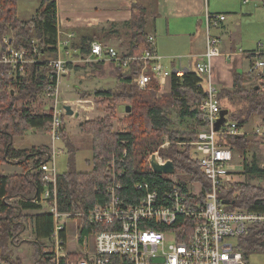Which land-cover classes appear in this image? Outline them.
Returning <instances> with one entry per match:
<instances>
[{
  "label": "trees",
  "instance_id": "1",
  "mask_svg": "<svg viewBox=\"0 0 264 264\" xmlns=\"http://www.w3.org/2000/svg\"><path fill=\"white\" fill-rule=\"evenodd\" d=\"M5 36L13 37L16 48L26 49H31L32 42L37 39L39 53L36 57L39 61L28 64L25 77L16 81L9 78L0 66V167L6 163H17L22 167L21 173L4 175L0 172V264H54L50 250L44 249L43 243L48 240L53 248L54 216L42 210L45 206L40 202L49 186L42 171V165L49 160V147L42 145L21 149L13 144V140L32 128L48 133L51 126L50 112H34L30 103L51 85L50 75L54 69L48 65V61L58 54L57 1L41 0L34 16L22 19L18 14V0H0L1 49L5 48L2 41ZM149 36L148 10L134 2L129 21L112 23L110 28L88 30L79 37L78 43L71 46L78 50L75 55L85 58L90 55L94 41L107 45L106 41L117 38L123 39L120 46L126 47V55L140 57L151 49ZM102 64L94 66L102 70ZM142 64L140 59L132 61L127 67L109 62V73L114 76L116 85L95 92V103L102 106L107 115L80 124L81 130L91 137L92 157L88 161L93 167L89 172L77 171L73 159L66 172H59L60 208L82 214L81 236L108 228L89 225L86 214L95 204L107 200L110 165L114 166L117 181L122 184L121 195L134 194L135 184L143 179L156 181V187L160 189L170 184L168 179L151 170L148 158L156 151L161 157L174 161L176 168L188 180L201 181L205 190L210 189V183L200 172L197 161L190 157V143L197 140L199 132L207 125L205 115L198 107L208 96L204 77L193 70L182 78L173 76L171 91L160 94L159 84L155 80L146 89L135 83L134 78ZM68 65L76 67L72 63ZM247 79L260 83L253 82L247 88ZM256 85H259L258 89H255ZM234 88V92L225 94L240 101L241 108L239 112L231 113L226 122L229 126L236 122L237 130H240L252 115L264 113V74L237 76ZM242 101L247 105L242 107ZM120 103L130 106L129 115L123 119L127 124L124 130H116L114 125ZM61 135L69 154L76 155L77 148L70 140L64 122ZM221 135L218 139L221 144L229 146L234 152L238 150L244 156L245 176L249 180L264 181L261 158L250 162L246 156L247 150L256 141L255 137L229 133ZM166 140L170 141L169 146L162 147ZM233 185L218 191L222 202L229 201L226 208L264 213V186L248 181ZM28 211L37 213L30 214ZM29 220L34 224L36 236L33 240L21 237L27 231ZM20 243L35 247L33 262H26L15 253ZM237 249L242 252L246 264H250L253 254H264V221L253 224L246 234L238 238ZM70 257L76 259L80 256L72 254Z\"/></svg>",
  "mask_w": 264,
  "mask_h": 264
},
{
  "label": "built area",
  "instance_id": "2",
  "mask_svg": "<svg viewBox=\"0 0 264 264\" xmlns=\"http://www.w3.org/2000/svg\"><path fill=\"white\" fill-rule=\"evenodd\" d=\"M226 18L227 15L222 13L207 14L205 61L198 63L195 70L206 82L208 96L198 107L204 113L207 125L199 132L197 140L190 143V157L197 161L200 172L210 183V189L205 190L201 181L188 180L176 167L172 173L155 172L149 162L151 154L148 162L152 172L165 177L170 184L160 189L156 187V181L143 179L135 184L134 194L121 195L122 184L117 181L114 166L110 165L107 200L95 204L86 214L89 225L108 228L81 236L82 224L79 222L75 227L76 251L67 249L68 222L80 218L82 214L60 208L57 169V156L65 152L57 145L62 140L61 130L66 113L64 105H59L60 81L68 73L67 65L73 62L74 57L69 41L58 39V56L48 61L54 69L50 75L51 85L44 92L54 103L49 129L52 145L47 152L49 160L42 165L44 180L49 186L40 198V202L54 216L53 248L50 250L54 264H246L242 252L237 249L238 238L246 234L253 224L263 222L264 213L228 209L218 195L220 188L234 183L230 174L233 150L221 144L218 135L240 134L236 122L216 129L221 107L214 84L213 58L222 52L221 41L212 35L211 28L219 26ZM2 41L5 48H0V66L15 81L25 77L27 65L38 62V41L35 39L32 42L31 49L13 46L12 36L3 37ZM149 43L151 49L137 57L94 41L90 55L82 60L110 61L127 67L132 61L140 59L143 64L134 81L142 89L148 88L152 80L159 83L163 77L182 78L191 71L168 69L161 56L155 53L154 36H149ZM258 44L262 47L264 42ZM260 52L259 49L257 54ZM263 66L264 60H259L252 66L251 72L259 75L258 69ZM252 135L264 144V126L258 127ZM166 145H169L168 140L162 147ZM154 154L160 164L171 160L161 157L159 151ZM193 182L202 187L199 193L189 190L188 184ZM234 239H237L236 242ZM72 254L80 257L72 259Z\"/></svg>",
  "mask_w": 264,
  "mask_h": 264
},
{
  "label": "crops",
  "instance_id": "3",
  "mask_svg": "<svg viewBox=\"0 0 264 264\" xmlns=\"http://www.w3.org/2000/svg\"><path fill=\"white\" fill-rule=\"evenodd\" d=\"M56 1L58 12V39L69 41V46L71 48H73L71 45L73 43H78L79 37H81L88 30H100L108 27L110 28V25H112V23L121 24L126 21H129L132 18V4L134 2L144 5L148 10V32L149 35H152L155 38V53L161 56L163 64L168 69L182 68L196 70L197 64L205 61L204 54L207 49V14L222 13L227 15V18L223 22H221L219 26L211 28L212 35L218 37L221 41L220 48L222 54L213 58L214 84L218 89V94L220 97L219 104L221 107V111L219 113L218 121L221 122V127L229 126V123L226 122L228 117L231 113L239 112L241 108L240 101H238L233 96H227L225 93L234 92V83L236 82L237 76L252 73V66L255 65L257 61L264 60V45L262 47H259L258 44L259 42H264V0ZM69 35L72 36L69 37ZM110 41H116L121 43L123 39L118 40L117 38H113V40L111 39ZM259 49L261 50V52L257 54V51ZM72 50L74 53L76 48H73ZM72 64L76 67L67 65L68 73L66 75H70L72 71L71 69L78 68L77 62ZM87 64L92 66L94 70H98L96 66H94V64H97L96 62ZM258 70L260 73L262 72L264 74V66L262 68H259ZM105 79L108 80V78L106 77ZM112 79L116 82L114 76L109 74V82H111ZM255 81V79H247V81L245 82L246 87L248 88L250 85L254 84L253 82ZM158 84L160 94L168 93L171 91L172 77H163L161 79V82H159ZM115 85L113 87H115ZM40 95H43V93H41ZM39 97L37 99H39ZM41 100L43 102L42 107L47 111L37 113L51 112L54 103L53 99L47 97L46 95H43L42 99H40L38 103L41 102ZM80 100L83 103L89 101L87 99L81 98H77L75 101L77 103L80 102ZM35 101H31V106H33L32 102ZM66 101L67 100L63 101V105L67 104ZM83 105L84 104H82L81 107ZM245 105H247V103L242 101V107H244ZM34 107H36V104L34 105ZM92 107V105H88V107L86 108L85 106L84 108L82 107L83 112H88L85 114L86 117L83 119H81V113L78 117L67 115L66 118H68L69 120L66 119L65 123L66 131L68 134V123H72L74 125L73 120H75V122L80 125L83 121L93 118H90V115H92L93 113L89 114V109ZM118 110V114L124 111L125 116H128L130 113V106L126 103H120L117 105V111ZM127 110L129 111L127 112ZM97 116H105V111L103 110L102 112L98 113ZM252 122L254 124L250 126ZM262 126H264V113H256L250 117L249 121L245 125H243V127L239 130L240 134L238 135H246L252 137L253 132L258 127ZM37 132H39V130H37L36 128H32L31 130L25 133V137L30 138V136H32L33 134H37ZM220 136L222 135H218V139H220ZM47 137L48 141L46 143L34 144L33 146L44 145L50 147L51 137L48 133ZM16 139L17 138L13 140V144L15 146ZM18 141L19 143H21V145L24 144V141ZM255 145L257 146L259 144L255 141L247 150V158L249 151L253 149ZM18 148L29 149L31 147L19 146ZM241 157L242 164L232 163V165L230 166L231 179L233 180H235V173L239 174L237 176H242V174H244L245 176L244 156L241 154ZM258 158H261V164L262 166H264V154L262 152L261 155L259 153L254 154L252 160ZM252 160L248 159V161L250 162ZM6 166L8 167L6 168L9 170H7V173H5L4 175L22 172V167L19 166L17 163L8 164ZM13 169L20 170L19 172H14L16 170L12 172ZM252 181L256 180L252 179ZM28 213L30 212L28 211ZM34 213L37 212L31 211L30 214ZM26 244L29 243H24V245Z\"/></svg>",
  "mask_w": 264,
  "mask_h": 264
},
{
  "label": "rangeland",
  "instance_id": "4",
  "mask_svg": "<svg viewBox=\"0 0 264 264\" xmlns=\"http://www.w3.org/2000/svg\"><path fill=\"white\" fill-rule=\"evenodd\" d=\"M40 4H41V0H18L19 17L22 19L31 18L32 16L35 15L36 11L40 7ZM111 39L113 40V38H111ZM105 43L107 45H111V47H115L121 53H126V48H124V47L122 48L120 46L121 44L119 42L106 41ZM77 53H78V50L76 49L75 52L73 53L74 60L72 63L77 62L78 68L71 69L72 71H71L70 75L65 74L66 76L64 75L60 81V97H59L60 103H61L60 106L62 107L63 101L67 100L66 101L67 104L72 105V107L74 108L75 111L81 113V116H82L81 119H83L86 117L85 114L88 112H83L82 107L84 108V106H85V108H86V107H88V105L89 106L92 105L93 106L92 108H90V109L88 108L89 114L93 113L92 115H90V118L93 117V118H91V120L98 118V117H104V116H97V114L102 112L104 110V108L102 106H98L95 104V100H96L95 92L97 90H100V89L112 88L115 85V81H113V79L111 80V82H109V74H110L109 73V71H110L109 70V62L110 61H104L103 62L102 70L99 69L98 67H96L98 70H94L92 66L87 64V63H92L93 61L86 62V61L82 60V59H84V58H81L82 56H78V57H80V58H78L77 55H75ZM57 56H58V54H57ZM37 60L39 61L38 58H37ZM93 63H95V62H93ZM96 63H100V62H96ZM193 71H195V70H193ZM105 77L108 78V80L105 79ZM256 81H257V84L260 83V82H258V80H256ZM43 95H40L39 99H37L35 102H32V105H33L32 109L35 112H46L47 111L42 107V103H43L42 100H41V102L38 103V101L40 99H42ZM65 98H68V99H65ZM77 98L87 99L89 101H86L85 103H83L80 100V102L76 103L75 100ZM69 100H71V101H69ZM73 101H75V102H73ZM35 104H36V107H34ZM82 104H84V105L81 107ZM21 105H22V103L20 104V106ZM128 111L129 110H127V112ZM118 113H119V110L117 111L116 117L114 119V125H115L116 130H121V129L125 128L126 123L123 121V118L126 116L124 114V111L120 114H118ZM106 115H107V112H105V116ZM66 117H67V115L65 113L64 123H65V120L68 119ZM73 121H74L75 126L72 123H68L67 124V130L69 131V137H70L72 143H74L75 147L77 148L76 155L75 154L74 155L69 154L68 147L66 146L63 139L61 141L57 142L58 146H61L65 149L64 153H61L57 156V169L60 173L66 172L68 170L69 164H70L71 160H73V159H75L74 163H75V168L77 171L89 172V171H91V169L93 167L92 163L88 161L92 157L91 137L86 135L81 130L80 125L77 122H75V120H73ZM83 122H85V121H83ZM253 124L254 123L252 122L250 124V126ZM48 134L50 135L49 132H48ZM50 137H51V135H50ZM18 140L24 141L25 145L24 144L21 145V143H19ZM47 141H48L47 133L39 131V132H37V134H33L32 136H30V138H26L25 135L17 137L16 146L17 147H19V146L32 147L34 144H44ZM166 141L164 142V144L166 143ZM257 143L259 145H257V146L255 145L254 148L249 151V154H248L249 160H252V157L254 154L259 153L261 155V152L264 154V147H262V146H264L263 143L258 142V141H257ZM164 144H162V145H164ZM169 144H170V141H169ZM51 145H52V137L50 140V146ZM167 146H169V145H166L164 147H167ZM233 155H234V158H233L232 163L242 164V157H241L240 152L238 150L235 152L233 151ZM232 163H231V165H232ZM263 164H264V162H263ZM6 165H8V164H4L0 167V172L2 174L7 173V170H9V169H7L8 167ZM14 170H16V171H14ZM19 170L20 169H13L12 172L13 171L19 172ZM237 175H239V174L235 173V176H234L235 180L232 179V181L234 183L248 181L251 184L264 186V181H262V180L257 181L255 179L256 181H252V180H249L248 178H246L244 176V174H242V176H237ZM234 183L227 185L226 189H229L230 187L234 186L233 185ZM188 188L190 191H192L194 193H199L202 190V187L199 184H197L196 182L188 184ZM42 210L45 211L47 209H46V207H44ZM29 212L31 213V211H29ZM79 222H80V218L71 219L68 222V241H67L68 242L67 243V249L68 250L76 251L78 249L76 242H75V233H76L75 227L77 226V224H79ZM35 236L36 235L34 233V224L32 221L29 220L27 231L21 237L34 239ZM236 240L234 239V242H236ZM43 243H44V249L48 248L47 251L51 250V246H50V243L48 240L43 241ZM22 244H23V246H22ZM19 246H22V247H19ZM19 246L15 248V253H17L21 257H23L26 262H33V256L32 255L35 253V247L31 244L24 245V243H20ZM250 264H264V254H253L250 258Z\"/></svg>",
  "mask_w": 264,
  "mask_h": 264
},
{
  "label": "water",
  "instance_id": "5",
  "mask_svg": "<svg viewBox=\"0 0 264 264\" xmlns=\"http://www.w3.org/2000/svg\"><path fill=\"white\" fill-rule=\"evenodd\" d=\"M258 88H259V86L256 85L255 89H258ZM64 109L66 111V115H68V116L78 117L80 115V113L75 111L74 108L72 107V105H70V104H65ZM220 127H221V122L218 121L216 123V129L218 130V129H220ZM149 162H150L151 166L153 167V170L157 173H172L175 171L176 165H175L174 161L170 160V161L166 162L165 164H160L157 161L155 154L152 155V157L149 159ZM223 203L228 205L229 201H223Z\"/></svg>",
  "mask_w": 264,
  "mask_h": 264
},
{
  "label": "bare ground",
  "instance_id": "6",
  "mask_svg": "<svg viewBox=\"0 0 264 264\" xmlns=\"http://www.w3.org/2000/svg\"><path fill=\"white\" fill-rule=\"evenodd\" d=\"M235 84V83H234ZM227 108V107H226ZM184 149V148H183Z\"/></svg>",
  "mask_w": 264,
  "mask_h": 264
}]
</instances>
